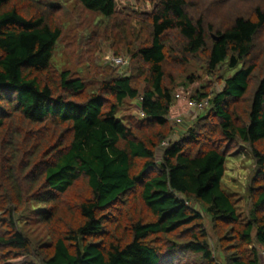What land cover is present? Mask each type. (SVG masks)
<instances>
[{
    "label": "trees",
    "instance_id": "trees-1",
    "mask_svg": "<svg viewBox=\"0 0 264 264\" xmlns=\"http://www.w3.org/2000/svg\"><path fill=\"white\" fill-rule=\"evenodd\" d=\"M135 1L155 5L139 30L115 0H0V264H218L203 214L225 264H264V0ZM71 10L127 40L131 76L58 62ZM201 55L223 89L190 98L205 114L171 141L168 65ZM127 101L141 118L120 117ZM239 150L247 220L224 187Z\"/></svg>",
    "mask_w": 264,
    "mask_h": 264
},
{
    "label": "rangeland",
    "instance_id": "rangeland-1",
    "mask_svg": "<svg viewBox=\"0 0 264 264\" xmlns=\"http://www.w3.org/2000/svg\"><path fill=\"white\" fill-rule=\"evenodd\" d=\"M257 1L259 2V0ZM115 2L117 5V13L124 17H130L135 21L134 25L138 30L140 29V24L136 22L139 21L140 23L142 21L140 16L151 14L155 7L153 4H141L137 3L135 0H115ZM258 2L253 1L249 4L253 7L255 3ZM224 5H215L217 7H212V9H217V13H219V11L226 12L233 8L237 9L241 7H230L231 3L228 2L227 5ZM58 18H56V20L69 25L65 29V41H63L62 47L60 46L57 52L58 62H61L62 65L65 66V69L72 70L73 73L79 72L83 78L90 79L93 78L94 75L96 78L102 79L107 77V75L114 70H116L115 72L119 76H131L133 74L131 69V58L129 53L126 52V39L118 43L117 40L114 39V34H111V32L104 34V32L101 33L100 30L99 34L92 35L93 31H98V29H92L93 27L91 26L89 29L85 26L80 29H75V27H78V24H89L90 21L89 17L78 13L76 10H71V12L65 14L63 13V15H61L59 19ZM127 37L129 41L134 40L132 36ZM263 40L264 33L261 35L259 43H262ZM115 57L122 58L126 61V67L115 66L112 62ZM204 60L205 56L201 55L199 58L190 59V61L185 64L186 66L181 65V67H179L173 63L168 65V72L173 77L175 85L178 86L174 93V104L168 118L170 127L173 128V131H171V141L176 140L196 118L205 114L191 106V103L196 101H191L190 98L196 97V95L200 93H218L223 89V82H221L218 75L219 72L217 74H209L206 66L203 64ZM260 60L261 55L257 62L260 63ZM235 73L236 71H230L228 76L232 77ZM139 88L141 92H143L145 84L141 83ZM137 103V101H127L120 117L128 118L134 116L136 119L141 118ZM159 153L161 152L159 151ZM226 168L227 172L224 179V187L237 193L235 194V199L238 201L241 217L247 220L250 212V203L247 197H245V191L247 189V182L254 170V162L249 154V150H239L231 154L227 159ZM197 210L201 212V208L198 206ZM203 215L209 235L208 243L211 251H213V257L218 264H225L224 256L221 253L222 247L220 245V239H218L211 220H209L205 214ZM260 252L264 258V250L260 249ZM28 261H32V259L21 258L12 260L10 264H23Z\"/></svg>",
    "mask_w": 264,
    "mask_h": 264
},
{
    "label": "built area",
    "instance_id": "built-area-1",
    "mask_svg": "<svg viewBox=\"0 0 264 264\" xmlns=\"http://www.w3.org/2000/svg\"><path fill=\"white\" fill-rule=\"evenodd\" d=\"M113 64L118 67H126L127 62L124 61L122 58L115 57L112 60ZM191 106L197 108L199 111H203L207 107V103H200V102H192Z\"/></svg>",
    "mask_w": 264,
    "mask_h": 264
}]
</instances>
